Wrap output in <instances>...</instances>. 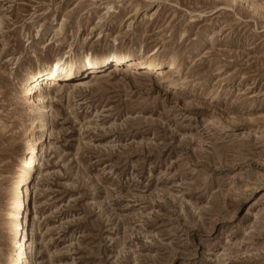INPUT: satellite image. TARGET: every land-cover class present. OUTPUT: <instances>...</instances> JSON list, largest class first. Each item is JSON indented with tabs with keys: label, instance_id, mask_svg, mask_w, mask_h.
<instances>
[{
	"label": "rangeland",
	"instance_id": "rangeland-1",
	"mask_svg": "<svg viewBox=\"0 0 264 264\" xmlns=\"http://www.w3.org/2000/svg\"><path fill=\"white\" fill-rule=\"evenodd\" d=\"M68 51L164 68L50 86L23 253L35 239V264H264V0H0V264L25 212L21 80Z\"/></svg>",
	"mask_w": 264,
	"mask_h": 264
},
{
	"label": "bare ground",
	"instance_id": "bare-ground-1",
	"mask_svg": "<svg viewBox=\"0 0 264 264\" xmlns=\"http://www.w3.org/2000/svg\"><path fill=\"white\" fill-rule=\"evenodd\" d=\"M69 52L70 51H68L67 53L65 52L61 56L55 57L53 61L50 62L49 64L39 63L35 67L27 68V70L24 71L23 78L21 80V84H22L21 85L22 92L20 97V99L22 100L21 103L27 106V109H29L31 114H34V118L32 119L33 122H31L30 124L32 129L30 130V133L27 136L28 140L26 141V145L28 148L26 152L30 154V157L28 156L29 159L27 160V162L24 163L26 169L23 171L20 179L16 183V194H17L16 205L21 211L25 210V212L24 214L22 212V215H20V212H18L15 216L16 222L13 223L11 229L13 230L14 237L15 238L18 237V240L15 242L16 251L13 256H11L10 258L7 257V260H5L6 261L5 264H35L36 261V254H37L36 240L32 239V242L28 244L30 245L29 252L28 254L25 255V252L23 253L24 244H23V238L21 240V234H23L24 232L25 237L28 234L29 220L31 217V208H33L31 206V193L35 189L34 182L38 177L37 167L39 165V162H37V158L35 154L37 153V145L42 142L45 134H47L49 129L47 127V123H48L47 119L49 117V113L51 109L48 103L49 100L48 90H50L49 88L51 85L57 84L59 82L57 77L61 76L62 79L60 81L67 82L75 78V71L78 72L86 68L84 71L87 70L91 71V73H89L90 74L89 76L91 77L89 82L90 83L95 82L97 80H100L101 78H104L105 74L102 73V71L106 69V66H108L109 63L110 64L114 63L117 65L126 63L132 66H139V67L145 66L149 70H154L155 72H159L164 68L163 64L156 62L155 53H151L149 57H146L144 59L132 58L131 56L128 55H122L120 57L119 56L117 57V55L114 53L110 56L101 57L98 61L92 63L91 53H85L80 58L81 60H77L79 58L72 57L71 53ZM80 61H82L83 66L80 65ZM51 66L52 68L50 72H47L46 70ZM172 68H173V64H170V66H168V71H171ZM53 69L55 73L52 76H50L51 71ZM158 77H161V74ZM45 82L48 83L45 84ZM85 84H87V82H85ZM34 123L35 125L40 124L39 127L36 126V128L37 127L39 128L36 131H34V127H33ZM37 134L39 136H37ZM27 212L29 213L28 217H27ZM26 217H27V222H26ZM21 227H22V232H19Z\"/></svg>",
	"mask_w": 264,
	"mask_h": 264
}]
</instances>
